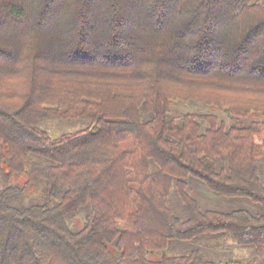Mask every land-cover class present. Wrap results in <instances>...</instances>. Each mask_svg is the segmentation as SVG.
Listing matches in <instances>:
<instances>
[{"label":"trees","instance_id":"16d2710c","mask_svg":"<svg viewBox=\"0 0 264 264\" xmlns=\"http://www.w3.org/2000/svg\"><path fill=\"white\" fill-rule=\"evenodd\" d=\"M0 264H264V0H0Z\"/></svg>","mask_w":264,"mask_h":264},{"label":"rangeland","instance_id":"374dc122","mask_svg":"<svg viewBox=\"0 0 264 264\" xmlns=\"http://www.w3.org/2000/svg\"><path fill=\"white\" fill-rule=\"evenodd\" d=\"M187 109L192 107L186 105ZM84 125V120L81 118L68 119V120H46L43 123L44 128L49 132L50 135H57L61 132H66L74 129L81 128ZM20 181V177L15 178ZM189 192L196 196L200 202L201 207L211 209H227L232 205V200L226 197H220L209 191L205 184L195 178H188ZM224 243L226 245H224ZM209 246H215L214 251L208 252L206 256L211 259H235L247 256L251 249L247 247L238 246L230 238H221L219 241L215 239L214 242L208 244ZM207 246V245H206Z\"/></svg>","mask_w":264,"mask_h":264}]
</instances>
